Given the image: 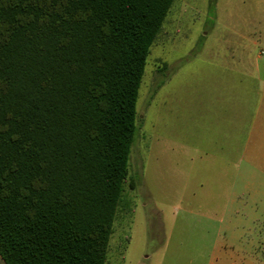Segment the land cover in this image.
Here are the masks:
<instances>
[{
    "label": "trees",
    "instance_id": "obj_1",
    "mask_svg": "<svg viewBox=\"0 0 264 264\" xmlns=\"http://www.w3.org/2000/svg\"><path fill=\"white\" fill-rule=\"evenodd\" d=\"M175 1L0 0L6 264H109L141 82Z\"/></svg>",
    "mask_w": 264,
    "mask_h": 264
},
{
    "label": "rangeland",
    "instance_id": "obj_2",
    "mask_svg": "<svg viewBox=\"0 0 264 264\" xmlns=\"http://www.w3.org/2000/svg\"><path fill=\"white\" fill-rule=\"evenodd\" d=\"M129 163L109 264H264V0L174 2Z\"/></svg>",
    "mask_w": 264,
    "mask_h": 264
},
{
    "label": "crops",
    "instance_id": "obj_3",
    "mask_svg": "<svg viewBox=\"0 0 264 264\" xmlns=\"http://www.w3.org/2000/svg\"><path fill=\"white\" fill-rule=\"evenodd\" d=\"M1 260H3V259H2V257L0 256V264H6V263L4 262V260H3V261H1Z\"/></svg>",
    "mask_w": 264,
    "mask_h": 264
}]
</instances>
